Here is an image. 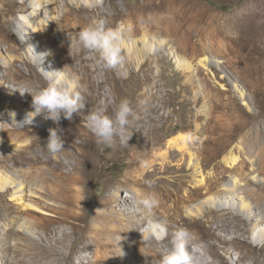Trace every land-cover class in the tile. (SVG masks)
I'll list each match as a JSON object with an SVG mask.
<instances>
[{
    "label": "rangeland",
    "instance_id": "374dc122",
    "mask_svg": "<svg viewBox=\"0 0 264 264\" xmlns=\"http://www.w3.org/2000/svg\"><path fill=\"white\" fill-rule=\"evenodd\" d=\"M30 13L35 17L30 18ZM101 18L110 28L123 26L121 46L125 62L114 69L98 65L91 54L77 48L78 33ZM20 30L23 37L18 34ZM202 38L203 43H197ZM250 41L252 45L248 46ZM38 43L46 48L45 53H51L46 56L52 59L53 72L62 71L61 79L86 89L85 108L71 120L61 118L73 139L80 141L77 125L81 117H87L101 102L112 114L113 107L126 99L134 115L130 117L127 144L122 145L117 139L112 146H105L98 144L96 137L95 142L89 143L94 153L91 159L97 166L90 170V177L83 184L81 201L76 207L81 226L71 234L73 219L54 227L36 220L43 216L36 208L53 213L59 202L46 195V191L39 193L36 185L40 167L48 172V168L57 166L56 161L38 162L52 155L43 148L49 136L44 134L45 130L51 129L47 121L35 117L33 125L20 127L0 111V264H93L97 258L95 250L101 249L102 244L85 237L83 227L96 212L106 210L103 201L111 195L112 187L128 178L129 163L136 152L148 153L142 176L152 169L150 161L154 159L159 163L182 161L187 169L190 167L175 173H188L190 186L180 193L172 192L169 206L173 229L187 228L183 223L189 214L214 194L225 193L224 184L253 190L255 194L246 199L249 215H242L243 220H239L241 213L232 209L228 200L229 212H216L208 225L195 226V235L202 238V244H193L200 246L197 252L203 255L202 245L212 249L211 243L218 237L222 248L229 251L217 250L219 256L225 255L224 259L207 253L208 260L215 264H264V241L257 240L264 232V158L259 162L235 149L229 153L240 138L235 135L229 148L217 158L224 167H216L214 161L202 175L201 169L189 162L191 155L174 156L168 148L169 140L185 135L196 151L204 128L209 127L210 133L217 128L221 136L219 127L225 123L255 119V124L264 126V0H0V105L8 98V110L16 112L23 99L32 106V95L47 85L44 66L32 62V48ZM148 46L158 49V53L148 51ZM27 90L34 93L29 96ZM82 122L88 123L87 119ZM54 126L62 135L66 131ZM1 129L13 133L7 136ZM11 173L21 179L15 177L16 184L20 181L24 190L22 197L15 193L14 185H4L5 177ZM159 176L145 177L152 182ZM217 181L218 186H213ZM210 183L213 189L209 188ZM166 184L172 189L171 181ZM195 187H202L201 193H196ZM37 196L43 198L42 203ZM124 196L131 198L134 193L123 190L113 207L120 209ZM28 209L32 214L26 212ZM147 219L152 232L149 238L153 236L157 241L150 243L144 239V229L132 233L130 240L138 234L144 244L161 246L168 234L162 223L168 219ZM236 221H241L245 236L241 238L247 243L231 237L232 228L224 230L218 225L224 222L232 226ZM24 225L30 227L32 234L25 231ZM216 226L218 233H214ZM72 251L75 254L70 259ZM131 254V247L125 244L119 255L106 262L102 259L101 264H131Z\"/></svg>",
    "mask_w": 264,
    "mask_h": 264
},
{
    "label": "bare ground",
    "instance_id": "6f19581e",
    "mask_svg": "<svg viewBox=\"0 0 264 264\" xmlns=\"http://www.w3.org/2000/svg\"><path fill=\"white\" fill-rule=\"evenodd\" d=\"M33 16L34 13H30L29 17L32 18ZM19 26L21 28L25 27V25L21 24ZM18 34L23 37V33L21 32V30L20 32L18 31ZM200 41L202 42L203 38L201 40L199 39L197 43ZM210 43L213 44L212 42ZM250 44L251 41L249 42L248 46ZM207 45L208 44L206 43L205 46ZM239 45H241V47H244V44L239 43ZM223 47L226 48L227 46ZM34 50L37 54H41L45 53L46 48L42 44L38 43V46L36 48L34 47ZM147 50L150 52L153 50L154 53L155 51H158V49L154 50L149 46L147 47ZM177 62H179V60ZM41 66H44L43 70L47 72L54 71L52 69L54 67V65L52 64V59L48 56H44ZM31 70L32 69H29L30 73ZM62 80H66V78H63ZM29 93L33 94L34 91L30 92L27 90L26 94L30 96L31 94ZM9 101L10 100L6 98V103H9ZM6 103L1 104L2 106L0 105V111L3 110V113L7 117V120L11 121L15 125L23 121L26 114L34 111L31 103L23 99V101H21L22 105L18 104L16 107L17 111H14V113L16 114L14 119L11 116V113H13V111L8 110V105ZM23 104H26L27 106L25 107ZM85 111L86 109L84 110V112ZM36 117L42 118L43 120L47 121L48 127H50L51 129L55 128V126L53 127V125H58L59 127L66 128L63 124L62 119L57 124L52 123V120L50 119H44L43 115ZM229 117H232V115H230ZM81 118L82 120L87 119V117L84 116H82ZM82 120L77 125V134L80 141H77L76 139H73L71 136H69V129L66 128L64 134H60L65 142V151H62L61 153H58L56 155L52 154L46 160H38V162L42 161L45 163H52V161H56L57 166L48 168V172H46L45 168L40 167L36 173L37 191L39 193H45L46 191V195H49L52 198L55 197V199L59 201L55 209L52 210L53 213L45 209L39 210L36 208V212H41L43 214L41 218L36 219L37 222L47 227H54L59 224L66 225L68 224L69 219H73L74 221H72L73 225L71 226L70 231L71 234L75 233L74 228L80 225L81 221V215L77 212L76 207L79 201H81V194L84 188L83 184L90 177V170L96 168L97 166L95 165V160H92L94 156L93 150L88 147L91 142H95V136L89 130L87 126L88 123H83ZM255 121V119H253L252 121H248L247 123L249 124L245 122H242L240 124H220L221 126L219 128L221 131V136L218 134L217 128H214L212 130V133H210L211 131L209 132V127L207 129L204 128L200 133L201 137L199 138L196 151L192 150V146L188 143V137L185 135H179L180 137L178 136L179 138L176 140H169L168 148L173 150V152L171 153L174 156L191 155V160L189 162L192 163V167L198 166V168L201 169V174L204 175L205 169L214 161L216 167H224L222 165V160L217 161V158L229 148V146L231 145L232 136L240 135L237 143L232 146L229 153H231V151L235 149L248 154L250 158L253 157V159L255 158L256 161L260 162L264 158V126L255 124ZM1 132L7 136L13 133L9 132V130L7 129H1ZM44 134L49 135V129L45 130ZM21 135L22 134H17V136L19 137ZM42 137L46 138V136L44 135H42ZM40 139L41 138H38V142L41 141ZM46 144L47 143L45 142V145ZM147 155V152H136L133 154L132 161L129 163V169H131V171L127 175L128 178L122 182H118L116 186L111 188V195L102 203V207H105L106 210L104 209L96 212L91 221L83 227V230L85 229L86 232V235H84L85 237H91L94 242L97 241L102 244L100 245L102 247L101 249L95 250L97 258L94 260L93 264H101L102 259H104L106 262L112 257L117 256V254L119 255L121 252V248L125 244L132 249V254L130 256L131 264H157L161 254L165 253L171 247L172 233L180 227L178 226L173 229V227L171 226L172 208L169 206V201L172 198L173 191L180 193L184 191L186 187L190 186L188 173H184L179 176H176L175 173L190 170V167L187 169L186 163L182 161L171 162L169 160H166L161 162V164L159 163L158 159H154L153 161H150L152 169L146 172L145 176L152 174L160 176L154 179L149 184L146 183V181H149L147 177L142 176V172L148 165L146 160H144ZM192 160H198L199 162L195 164L194 162H192ZM15 177L21 180L18 175L11 173L7 177H5L4 185L5 187L14 185V188L16 190L15 193L19 194V197H22V193L24 192V190L23 188H20L22 187L21 184H19L20 181L18 182V185L16 184L15 181H17V179H15ZM171 177L175 178V180H170ZM167 181L172 182V189L167 186ZM212 184L213 183H210L208 185L209 188H211L210 186H212ZM213 186H218V181L215 182ZM201 188L202 187H195L193 190L196 193H201ZM125 189L131 190L134 193V196L131 198L124 196V203L122 204L120 209L113 207V203L119 202V194ZM224 189L225 193L220 192L214 194L211 199H208L206 204L199 206V208L196 209L193 213H190L186 218V221L183 223V225H185L187 229L193 234V240L191 242L192 244H202V238L195 235V226H206L208 222L212 221L213 218L217 216L216 212H218L219 214H223L222 211L229 212L232 208L238 213H241V215L239 216V220H243L242 215H249V213H247L248 203L246 199L248 196L254 195L255 192L253 190H249L247 186L241 187L233 183L224 184ZM147 193H154L159 200V205L152 210L151 214L147 213L146 210L140 208L136 203L137 200L141 199ZM36 198H38L37 200H39V203H42L43 198H41L40 196H37ZM182 200L187 201V199ZM228 200L231 201L230 209L226 207L229 203L227 202ZM26 212L28 214H32L31 209L26 210ZM126 214H128V216ZM48 216H51L53 218H49ZM162 217L168 219L166 223H163L166 226L168 234L163 240H161V246L156 247L153 244H144L142 237H140L138 234L134 236L132 240H130V235L132 233H136L138 232V230L144 229V239L148 240L150 243L157 241L153 236L149 238V235H151L152 232L148 230L149 225L147 218H150L154 222L160 220ZM218 225L219 227H224V230H229L230 228H232L233 231L231 237H238L242 239L241 237L244 236L241 221L234 222L232 226H229V224H224V222ZM24 229L27 233L32 234L30 227L28 228L26 226ZM214 233H218V226L214 228ZM243 239L242 244H244L245 242L247 243V240ZM257 240H259L260 242L264 241V232L260 233V235L257 237ZM211 244L213 245L212 249L210 247L209 249H207L205 245H202L204 249L203 255L197 252V255L201 256L202 258V264H215L214 260L210 261L206 258L207 253L211 254L213 252L214 257L223 256L224 259L225 255L222 254V256H219L217 250L224 249V251H229L226 248H222V242L218 237L214 244ZM262 248H264V244ZM75 251H72L70 253V259H72ZM100 252L102 254H100ZM122 261L123 259L120 260V263ZM223 264L228 263L227 261H223Z\"/></svg>",
    "mask_w": 264,
    "mask_h": 264
},
{
    "label": "clouds",
    "instance_id": "9594fccd",
    "mask_svg": "<svg viewBox=\"0 0 264 264\" xmlns=\"http://www.w3.org/2000/svg\"><path fill=\"white\" fill-rule=\"evenodd\" d=\"M123 26L110 28L107 21L103 18L94 21L83 28L77 36L76 44L78 50H86L93 56L97 64L114 69L122 66L125 57L122 53ZM32 62L41 67L44 56L50 52L37 54L32 48ZM42 68V67H41ZM62 71L47 72L44 70V77L47 80L46 87L39 89L33 97L34 111L27 114L26 118L17 123L20 127L30 126L36 116L43 115L44 119L59 123L62 116L64 119L71 120L74 114H78L86 106L85 91L80 86H74L67 80L61 79ZM35 114V115H33ZM15 113H11L15 119ZM133 110L126 99H122L115 105L112 114L108 108L100 103L99 106L90 111L87 116L88 128L96 137L98 144L112 146L117 139L124 145L129 142L128 130L130 117H133ZM59 128L49 129L47 150L56 155L65 151L64 140L60 135ZM146 183H151L146 181ZM137 205L151 214L152 210L159 205V200L154 193H147L136 201ZM162 223V222H161ZM166 231V226H163ZM193 234L187 228H177L172 233L171 247L162 253L157 264H202L201 256L197 255L200 246L192 244Z\"/></svg>",
    "mask_w": 264,
    "mask_h": 264
}]
</instances>
